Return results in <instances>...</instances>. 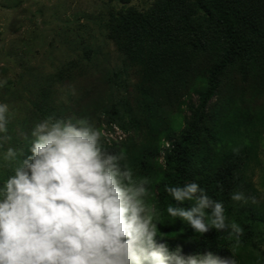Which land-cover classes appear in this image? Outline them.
I'll return each mask as SVG.
<instances>
[{
	"label": "trees",
	"instance_id": "16d2710c",
	"mask_svg": "<svg viewBox=\"0 0 264 264\" xmlns=\"http://www.w3.org/2000/svg\"><path fill=\"white\" fill-rule=\"evenodd\" d=\"M118 1L122 5L107 13V37L122 64L104 78L109 99L96 127L103 118L106 130L115 125L123 135L117 140L102 135L103 146L124 152L137 174L153 179L151 201L165 218L163 210L172 202L165 184L195 180L244 228L237 258L249 254L247 264H264L258 245L264 243V201L242 205L230 199L235 191L255 195L250 172L258 160L264 108L256 110L251 98L264 93V0H151L145 8ZM75 64L66 63L55 79L69 78ZM199 77L204 85L178 128L169 111ZM47 86L40 87L34 105L40 118L52 113ZM66 110L56 114L89 118L78 109ZM158 227L167 234L158 242L181 245L184 255H233L227 233L211 229L198 236L179 220Z\"/></svg>",
	"mask_w": 264,
	"mask_h": 264
},
{
	"label": "clouds",
	"instance_id": "9594fccd",
	"mask_svg": "<svg viewBox=\"0 0 264 264\" xmlns=\"http://www.w3.org/2000/svg\"><path fill=\"white\" fill-rule=\"evenodd\" d=\"M6 84L0 80V89ZM61 93L67 104L76 90ZM14 115L0 102V264H240L244 228L195 180L165 184L172 198L163 210L167 219L151 201L153 179L137 174L124 152L105 148L89 118L49 113L17 144L9 131ZM230 199L259 203L243 191ZM177 220L198 236L227 233L233 255H184L181 245L158 242L167 235L158 225Z\"/></svg>",
	"mask_w": 264,
	"mask_h": 264
},
{
	"label": "rangeland",
	"instance_id": "374dc122",
	"mask_svg": "<svg viewBox=\"0 0 264 264\" xmlns=\"http://www.w3.org/2000/svg\"><path fill=\"white\" fill-rule=\"evenodd\" d=\"M151 0H131L127 5L145 8ZM122 5L118 0H0V80L7 84L0 89V102H6L15 115L9 124L14 142L23 143L32 123L39 119L34 105L39 104L38 90L47 86L51 112L66 108L85 112L96 125L102 105L109 99V85L104 78L113 75L121 63L119 54L107 37V13ZM89 54L84 55V50ZM77 62L69 78L57 81L54 77L62 66ZM204 78L196 79L194 86L169 111L170 120L178 128L188 106L195 103ZM76 90L68 95V103L60 100L61 89ZM115 93V92H114ZM257 109L264 108V93L251 98ZM101 118L98 130L107 139L117 140L123 134L115 125L106 130ZM26 154H27V148ZM258 160L250 172V180L259 204L264 201V129L258 142ZM249 169L246 171L248 174ZM259 232L261 227L256 226ZM264 250V243L259 244ZM260 253V252H259ZM261 257V254H259ZM264 260V257L260 258ZM241 264L250 263L249 254H243Z\"/></svg>",
	"mask_w": 264,
	"mask_h": 264
}]
</instances>
